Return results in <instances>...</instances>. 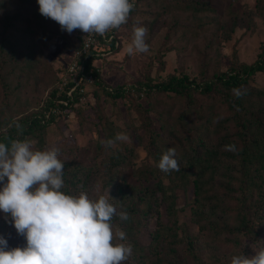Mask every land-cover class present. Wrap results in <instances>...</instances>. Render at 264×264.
<instances>
[{
    "label": "rangeland",
    "instance_id": "rangeland-1",
    "mask_svg": "<svg viewBox=\"0 0 264 264\" xmlns=\"http://www.w3.org/2000/svg\"><path fill=\"white\" fill-rule=\"evenodd\" d=\"M204 1L215 10L199 13L185 9L167 11L165 0H140L127 24L119 30L118 47L104 51L94 59L98 84H94L93 79L82 82L83 90L80 91L83 94L78 102L54 111L57 117L43 130L42 149L35 148H58L59 158L93 163V157L85 152H96L98 141L125 134L127 141H117L115 148H106L103 143L101 156L97 159L103 166L94 177L91 193L100 194L104 184H107L106 194L119 184L147 185L146 182L141 184L137 177L142 165L154 163L147 147L150 134L143 128V118H149L147 123L152 132H160L164 128L168 135V131L175 128L172 125L174 115L185 105L183 99L180 101L174 94L159 92L152 85L166 81L171 75L187 76L189 80L202 84L214 78L215 74L228 71L235 62L255 61L264 40V0ZM256 4H263L262 9ZM229 10L249 13L252 23L236 28L226 40L222 38L218 23ZM3 11L20 14L25 19L24 23L31 25L35 32L28 36L20 35L16 42L26 49L25 53L21 54L16 65L0 72V132L6 129L9 118L18 119L38 112L52 89L57 87L61 90L64 81L70 78L67 68L75 57L80 36L79 29L68 33L57 22L41 15L38 0H1L0 12ZM137 24L148 30L146 43L149 44V52L129 55L126 47ZM21 26L25 28V25ZM50 32L54 34L48 38ZM249 83L253 87L264 88V74L256 73ZM119 86L130 89L116 97L108 93V90ZM136 86L140 89L133 90L132 87ZM197 92L193 91L197 96V110L184 122L193 130V136L194 129L205 121L203 117L209 110L208 105L218 99L215 94L202 96ZM218 114H223V108ZM210 130L213 132L212 126ZM180 135L175 131V136ZM163 137L166 141L158 142V147L169 148L176 138ZM117 153H124L126 157L116 159ZM111 165L115 169L109 174L107 167ZM169 193L175 195L179 231L197 234L191 215V186L185 191L177 188L169 190ZM156 210L161 212L164 220L167 219L166 205L161 203L154 208L148 224L150 229L155 228ZM248 234L238 240L237 250L232 249L229 243L221 246L214 240H207L206 252L199 254L205 264H229L233 256L254 255L264 248V227L260 231L253 227ZM198 244L204 247L202 239Z\"/></svg>",
    "mask_w": 264,
    "mask_h": 264
},
{
    "label": "trees",
    "instance_id": "trees-1",
    "mask_svg": "<svg viewBox=\"0 0 264 264\" xmlns=\"http://www.w3.org/2000/svg\"><path fill=\"white\" fill-rule=\"evenodd\" d=\"M139 1L137 0L130 16L137 9ZM165 3L168 4L167 11L185 9L199 13L215 10L204 0H165ZM262 5L255 6L261 10ZM21 17L20 14L0 12V72L16 65L21 54L25 53L26 49L16 42L20 35L28 36L35 32ZM251 23L249 13L229 10L218 23V28L222 30V38L227 40L236 28L249 26ZM21 25H25V28H21ZM120 28L113 30L111 40H101L97 49L91 48L87 56L78 58V62L84 65L85 73L92 69L94 84H98L97 69L93 66L95 53L117 48L120 43ZM53 34L50 32L48 38ZM84 34L80 30L77 49L82 45ZM256 73L264 74V40L255 61L235 62L228 71L215 74L214 78L202 84L189 80L187 76L171 75L166 81L152 85L159 92L174 94L180 101L183 99L185 105L174 115L172 125L175 128L168 131V135L164 128L160 132H152L147 123L149 118H143V128L150 134L147 147L153 155L154 163L142 165L137 177L141 184L146 182L147 185L119 184L109 192L118 212L127 211L130 217L127 221H121L119 216L113 219V224L126 233L123 242L133 248L132 256L125 264H205L200 254L206 252L207 240H214L221 246L229 243L232 249L237 250L238 240L249 235L248 231H252L253 227L260 231L264 227V88L253 87L249 83ZM82 82L76 85L70 78L61 90L57 87L52 89L48 100L38 112L18 119L9 118L6 129L0 132V142L10 146L14 139L27 138L42 149L45 139L43 130L57 117L54 111L78 102L79 96L83 94L80 91ZM132 88L140 89L137 86ZM129 89L119 86L108 90V93L116 97ZM235 89L246 90V94L238 98L234 94ZM191 90H197L202 96L215 94L218 97L217 102L208 105V112L204 117L202 115L205 121L198 129H194V136L193 130L184 123L197 110V96ZM222 108L223 114L220 115L218 112ZM14 121L22 125V134L15 127ZM203 126L205 130L202 129ZM175 131L181 133L180 137L175 136ZM163 135L176 137L169 147H174L177 151L179 171L165 173L158 167L161 156L168 149L157 146L158 142L166 141ZM229 144H235L237 151L225 150V145ZM86 148L90 149L89 146ZM102 149L103 143L98 141L96 152H85L93 157V163L75 158H60L65 162V186L62 191L77 195L84 191L92 198L106 194L104 189L107 184L103 185L100 194L91 193L94 177L103 166L97 160ZM115 156L119 160L126 157L124 153H117ZM107 169L111 174L115 166H108ZM149 183L151 184L148 185ZM190 186L193 190L192 221L198 229L195 235L179 231L175 195L169 193V190L175 191L177 188L185 191ZM161 203L166 205L167 219L164 220L161 212L156 210L155 228L150 229L148 224L154 215V208ZM0 235L8 239L9 247L26 244V239L16 232L10 218L6 219L2 212ZM201 239L204 247L198 244Z\"/></svg>",
    "mask_w": 264,
    "mask_h": 264
},
{
    "label": "clouds",
    "instance_id": "clouds-1",
    "mask_svg": "<svg viewBox=\"0 0 264 264\" xmlns=\"http://www.w3.org/2000/svg\"><path fill=\"white\" fill-rule=\"evenodd\" d=\"M39 12L57 22L68 33L105 35L127 24L133 0H38ZM147 28L134 25L133 37L126 47L129 55L148 53ZM239 98L246 90L235 89ZM22 134L23 127L14 121ZM11 126V125H10ZM125 134L102 141L115 148L127 141ZM237 151L235 144L225 145ZM60 150H39L30 139H14L10 146L0 142V212L26 239L24 246L9 247L0 235V264H125L133 253L124 243L126 233L113 224L114 217L127 221L129 213L119 211L107 194L92 198L87 192L69 194L63 172L65 162ZM161 171H179L177 151L169 147L158 163ZM231 264H264V248L254 255H237Z\"/></svg>",
    "mask_w": 264,
    "mask_h": 264
},
{
    "label": "built area",
    "instance_id": "built-area-1",
    "mask_svg": "<svg viewBox=\"0 0 264 264\" xmlns=\"http://www.w3.org/2000/svg\"><path fill=\"white\" fill-rule=\"evenodd\" d=\"M135 6L137 4V0H133ZM114 30V29H113ZM113 30L110 31V34L106 33L105 35L101 36L98 34H84L82 45L79 49L75 52L74 59L70 62L67 68L68 76L75 81V84H81L82 81H91L93 79L92 69H90L87 73H85L84 65H82V62H78V58L81 56H87L90 53L91 48L97 49L102 41L105 42L112 39L113 36ZM104 52H96V58L100 55H103ZM69 78V79H70ZM68 81L66 79L63 84H65ZM80 90L82 91L83 88L80 86ZM70 93V91L68 92Z\"/></svg>",
    "mask_w": 264,
    "mask_h": 264
}]
</instances>
